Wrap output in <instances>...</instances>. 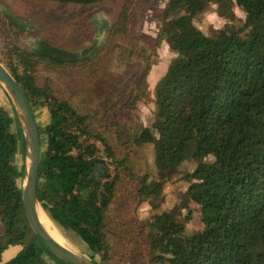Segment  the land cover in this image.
<instances>
[{
	"label": "trees",
	"instance_id": "trees-1",
	"mask_svg": "<svg viewBox=\"0 0 264 264\" xmlns=\"http://www.w3.org/2000/svg\"><path fill=\"white\" fill-rule=\"evenodd\" d=\"M40 1L87 7L104 0ZM151 3L123 0L106 43L81 61L45 43L20 48L1 30L5 19L9 27L17 24L0 13V63L33 112L41 106L49 111V123L38 125L37 200L60 231L72 232L87 246L91 259L99 255V264H111L108 214L120 173L124 170L135 183L139 201L155 208L162 182L195 140L199 152L195 169L185 176L190 182L186 196L200 208L202 230L187 236L175 221V211L154 215L140 226L146 264H264V0H167L153 14L160 26L152 47L144 38ZM212 7L229 21L236 20L234 7L243 12L245 35L223 29L212 36L201 32L194 19ZM163 41L175 57L150 88L152 57ZM115 60L121 63V74L110 71ZM43 70L69 72L81 78L78 82L115 84L86 112L56 96L47 82L40 84ZM148 99L155 105L154 122L150 128L133 125L129 114ZM111 133L118 142L124 138L128 145L152 147L157 183L147 174L137 177L127 158H118ZM93 141L100 142L107 162L98 157ZM21 151L24 156L16 115L0 107V264H66L45 248L25 217ZM207 158L211 161L205 162ZM10 248L18 251L3 261Z\"/></svg>",
	"mask_w": 264,
	"mask_h": 264
},
{
	"label": "rangeland",
	"instance_id": "rangeland-1",
	"mask_svg": "<svg viewBox=\"0 0 264 264\" xmlns=\"http://www.w3.org/2000/svg\"><path fill=\"white\" fill-rule=\"evenodd\" d=\"M167 0H152V10L148 12L145 26L144 38L151 47L154 44L158 33L159 23L153 19V14L159 12ZM123 0H104L94 6H72L58 5L40 0H0V13L6 18L15 21L16 26H7L6 19L1 24L6 37L22 49L32 50L37 45L45 43L50 47L60 50L69 57H80L87 55L89 51L102 47L107 41V31L115 21L120 11ZM235 21L219 18L215 13V7L204 14L195 17L194 25L204 34L212 36L216 30H234L245 35L242 23L245 15L234 7ZM0 33V58L2 51V40ZM175 57L170 52L167 44L163 41L152 57L153 65L149 76L150 88L165 73V68ZM120 62L113 61L110 71L114 74H121L123 71ZM130 77L124 80L119 87L121 94L127 87ZM76 79L73 74L56 71H41L39 83H48L54 93L61 99L69 101L81 111L89 112L96 105L97 98H103L112 88L110 81L101 83H89L88 80ZM7 107L13 110L9 100L0 88V107ZM155 105L151 99L139 103L138 108L129 114L132 117L133 125L141 123L145 127H151L155 120ZM34 116L39 126L44 127L49 123V111L46 106L34 109ZM17 119V118H16ZM19 131L21 128L17 120ZM14 131H18L14 124ZM22 135V133H21ZM109 135V133H108ZM98 147V157L107 162L103 147L98 141H93ZM110 143L115 148L118 158L126 157L127 162L133 168L137 177L148 175L151 183L159 181L153 163L154 153L150 145L135 146L128 145L123 141H116L114 135L110 134ZM19 149L21 145L19 143ZM199 152L197 141L189 143L183 162L176 168L169 180L162 182L158 197L154 201L155 208H152L148 201L140 202L136 197L135 183L131 182L124 170L120 173L117 196L109 207V229L108 236L111 245V264H146L147 248L141 234L140 226L143 222H151L152 217L162 212L175 211V221L184 226L186 235L202 230L200 222V208L194 205L186 196L187 188L190 185L185 179L186 174L191 173L196 167L194 158ZM22 151L18 154L19 160L24 156ZM210 162L211 158L204 160ZM23 171V169H22ZM113 173V167L109 166ZM187 217H190L188 220ZM60 231V230H59ZM62 236L80 253L90 256L87 246L72 232L60 231ZM147 232V227L144 233ZM2 227L0 225V234ZM13 249L5 253L7 259L14 252ZM94 261L100 263L99 255H93Z\"/></svg>",
	"mask_w": 264,
	"mask_h": 264
},
{
	"label": "water",
	"instance_id": "water-1",
	"mask_svg": "<svg viewBox=\"0 0 264 264\" xmlns=\"http://www.w3.org/2000/svg\"><path fill=\"white\" fill-rule=\"evenodd\" d=\"M0 88L13 108L24 141V165L20 194L29 227L45 248L66 264H97L89 256L55 241L39 223L38 211L40 209L43 211L36 194L41 162L39 126L22 89L2 63H0Z\"/></svg>",
	"mask_w": 264,
	"mask_h": 264
},
{
	"label": "bare ground",
	"instance_id": "bare-ground-1",
	"mask_svg": "<svg viewBox=\"0 0 264 264\" xmlns=\"http://www.w3.org/2000/svg\"><path fill=\"white\" fill-rule=\"evenodd\" d=\"M38 220L41 226L48 232V234L58 243L72 248L62 234L59 232L57 227L48 219L46 214L40 209L38 211ZM74 249V248H72Z\"/></svg>",
	"mask_w": 264,
	"mask_h": 264
},
{
	"label": "flooded vegetation",
	"instance_id": "flooded-vegetation-1",
	"mask_svg": "<svg viewBox=\"0 0 264 264\" xmlns=\"http://www.w3.org/2000/svg\"><path fill=\"white\" fill-rule=\"evenodd\" d=\"M94 50L92 49L91 51H89L87 53V55H83V56H80V57H76V58H71L70 60H78V61H81L83 59H85L86 57H88Z\"/></svg>",
	"mask_w": 264,
	"mask_h": 264
},
{
	"label": "crops",
	"instance_id": "crops-1",
	"mask_svg": "<svg viewBox=\"0 0 264 264\" xmlns=\"http://www.w3.org/2000/svg\"><path fill=\"white\" fill-rule=\"evenodd\" d=\"M11 249H13L12 252H14V254H13L11 257H8L7 259H5V258H6V257H4V255H6L5 253H7L8 251H10ZM17 251H18V248H10L9 250H7V251L3 254V261H7V260H9L10 258H12V257L16 254Z\"/></svg>",
	"mask_w": 264,
	"mask_h": 264
}]
</instances>
